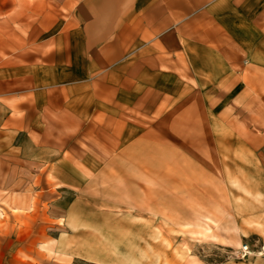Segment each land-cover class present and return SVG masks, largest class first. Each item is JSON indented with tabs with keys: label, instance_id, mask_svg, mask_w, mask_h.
Returning a JSON list of instances; mask_svg holds the SVG:
<instances>
[{
	"label": "crops",
	"instance_id": "crops-1",
	"mask_svg": "<svg viewBox=\"0 0 264 264\" xmlns=\"http://www.w3.org/2000/svg\"><path fill=\"white\" fill-rule=\"evenodd\" d=\"M259 111L264 0H0L4 184L20 181L12 149L14 168L24 158L64 177L102 165L78 152L119 151L150 128L233 149L218 138ZM64 143L73 162L58 159ZM54 195L0 194V264L90 261L74 252L79 230L59 227Z\"/></svg>",
	"mask_w": 264,
	"mask_h": 264
},
{
	"label": "rangeland",
	"instance_id": "rangeland-1",
	"mask_svg": "<svg viewBox=\"0 0 264 264\" xmlns=\"http://www.w3.org/2000/svg\"><path fill=\"white\" fill-rule=\"evenodd\" d=\"M185 138L178 129L150 128L122 150L78 152L102 165L66 167L64 177L52 176L46 165L25 168L24 158L14 168L12 149L11 174L20 181L0 182V194H55L50 203L59 207L64 230L76 212L110 230L134 232L140 264H264V112L239 119L234 135L218 138L233 149H215L207 134ZM58 155L76 159L65 143ZM9 203L1 200L0 209ZM73 229L76 236L88 230Z\"/></svg>",
	"mask_w": 264,
	"mask_h": 264
},
{
	"label": "bare ground",
	"instance_id": "bare-ground-1",
	"mask_svg": "<svg viewBox=\"0 0 264 264\" xmlns=\"http://www.w3.org/2000/svg\"><path fill=\"white\" fill-rule=\"evenodd\" d=\"M76 212H70L67 223L72 228H85L83 235L76 236V253L101 264H140V251L137 234L110 230L91 219L81 218ZM78 230V229H77Z\"/></svg>",
	"mask_w": 264,
	"mask_h": 264
},
{
	"label": "trees",
	"instance_id": "trees-1",
	"mask_svg": "<svg viewBox=\"0 0 264 264\" xmlns=\"http://www.w3.org/2000/svg\"><path fill=\"white\" fill-rule=\"evenodd\" d=\"M77 260H82L84 262H82V264H99V263H96V262H92V261H87V260H84V259H80V258H76L75 261ZM75 261L73 264H75Z\"/></svg>",
	"mask_w": 264,
	"mask_h": 264
}]
</instances>
